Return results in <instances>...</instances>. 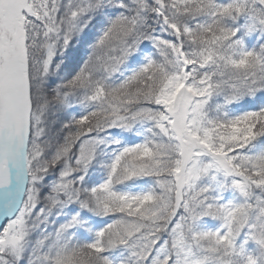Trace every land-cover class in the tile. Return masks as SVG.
<instances>
[{"label": "snow or ice", "instance_id": "1", "mask_svg": "<svg viewBox=\"0 0 264 264\" xmlns=\"http://www.w3.org/2000/svg\"><path fill=\"white\" fill-rule=\"evenodd\" d=\"M0 264H264V0H0Z\"/></svg>", "mask_w": 264, "mask_h": 264}]
</instances>
